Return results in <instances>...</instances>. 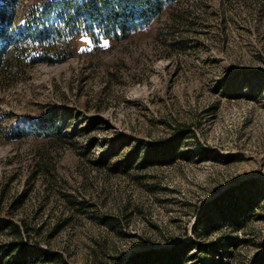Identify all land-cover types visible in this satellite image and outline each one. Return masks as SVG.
I'll list each match as a JSON object with an SVG mask.
<instances>
[{
  "label": "rangeland",
  "instance_id": "374dc122",
  "mask_svg": "<svg viewBox=\"0 0 264 264\" xmlns=\"http://www.w3.org/2000/svg\"><path fill=\"white\" fill-rule=\"evenodd\" d=\"M39 1L15 0L9 31ZM71 48L0 79V244L20 238L13 221L28 249L57 254L26 264H124L220 235L238 243L191 248L188 262L264 252V0H175L124 39L82 34ZM177 131L175 161L128 160L138 139ZM252 193L239 228L207 221L209 205Z\"/></svg>",
  "mask_w": 264,
  "mask_h": 264
},
{
  "label": "trees",
  "instance_id": "16d2710c",
  "mask_svg": "<svg viewBox=\"0 0 264 264\" xmlns=\"http://www.w3.org/2000/svg\"><path fill=\"white\" fill-rule=\"evenodd\" d=\"M14 1L0 0L1 80L15 74L24 64L21 63L22 59L28 55L30 58L33 55V59L37 61L44 60L50 63L63 61L71 54V43L79 35L124 39L133 29L148 24L168 3L175 0H41L26 10L22 23L18 24L15 30L9 31L14 16L11 11L16 4ZM35 43L39 44L38 48L34 47ZM8 48L9 54L4 56V50ZM182 136L183 132L177 131L160 142L138 139L128 160H136L140 167L155 163H171L177 158ZM252 194L245 196L243 204H239L232 196L222 200L227 203L226 206H222L220 201L214 202L205 208L209 213L207 221L212 223L214 220L217 221L218 223H214L215 228H220L224 224L239 228L248 208H253L252 199L257 194ZM205 204L207 206L208 202ZM213 213L217 214L214 219ZM4 225L11 228L15 237H20L0 244V253L12 257L13 264H26L32 256H41V259L47 261L57 258V254L52 252L37 248L28 249L17 223L10 221ZM24 227L28 230L26 224ZM238 240L237 236L230 238L227 235H220L218 240L210 242L180 241L168 248L138 251L129 255L124 264H196L188 262L197 256L194 252L188 253L191 248L197 250L198 254H210L216 251L217 246L228 243L236 245ZM37 251L41 252L36 253ZM217 263L227 264L221 260ZM248 264H264V252L256 255Z\"/></svg>",
  "mask_w": 264,
  "mask_h": 264
},
{
  "label": "snow or ice",
  "instance_id": "6c2138e0",
  "mask_svg": "<svg viewBox=\"0 0 264 264\" xmlns=\"http://www.w3.org/2000/svg\"><path fill=\"white\" fill-rule=\"evenodd\" d=\"M105 46H107V42H105Z\"/></svg>",
  "mask_w": 264,
  "mask_h": 264
}]
</instances>
